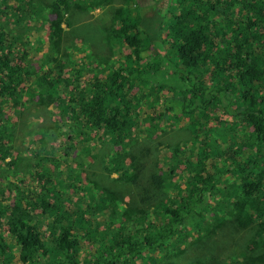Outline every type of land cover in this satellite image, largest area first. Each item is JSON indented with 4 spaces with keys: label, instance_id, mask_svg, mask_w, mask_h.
<instances>
[{
    "label": "trees",
    "instance_id": "obj_1",
    "mask_svg": "<svg viewBox=\"0 0 264 264\" xmlns=\"http://www.w3.org/2000/svg\"><path fill=\"white\" fill-rule=\"evenodd\" d=\"M160 1L169 14L156 9ZM2 4L8 2L0 0ZM137 5V0H22L13 6V12H19L16 22L23 29L27 28L26 20L53 15L40 45H44L49 63L61 68L64 64L59 61L67 58L59 53L60 42L64 33H70V29L65 32L60 27L61 20L72 17L75 10L106 7L104 14L110 22L103 26L102 45L113 39L120 41L118 35L122 36L125 45L119 49L122 46L130 51L120 57L126 66H115L118 50L94 54L81 41L88 61L105 62L100 73L107 75L103 80L101 76L94 79L91 92L70 95L63 109L71 119V131L95 142L82 152L95 148L105 152L101 156L108 165L107 177L117 173L120 181L129 183L146 176L140 202L150 218L143 223L138 218L142 209L122 203L115 194H108L107 187L103 189L106 193L88 188L71 166L60 168L65 158H58V149L48 150L49 141L45 142L50 139L53 143L63 134L58 124L49 120L46 125H29L38 129L39 137L29 139L22 148L28 158L16 139L7 141L15 129L6 120L12 118L7 110L13 103L12 110L24 124L29 123L28 115L36 121L42 103L47 104L45 115L51 114L49 118L57 121L48 100L58 94L56 83L61 92L66 91L59 75L54 80L45 77L48 87L39 100L34 95L20 96L25 91L20 87L12 104L0 103V159L10 158L0 165V264H243L236 256L229 261L208 257L228 250L226 241L215 250L213 236L224 232L230 244L237 245L234 240L239 231L245 236L249 231H263L253 216L256 213L264 219V0H150L148 6L155 7L144 14ZM111 23H119L114 33ZM163 24L168 25L170 48L161 58L151 45L158 40L165 42L160 39ZM5 26L1 24L0 56L9 47L12 33H17ZM135 86L137 93L147 89V93L171 94L164 112L154 119H142L148 123L144 127L139 126L138 114L133 112L137 103L131 104L138 95L130 99L126 95L127 89ZM210 103L220 104L229 119L218 117L217 127L222 129L216 131L206 116L205 123L196 129L192 120L196 111L209 112ZM169 111L174 112L175 121L179 116L189 117L187 125L171 130L160 126V121L170 119ZM86 130H93L96 137ZM161 136L176 142L168 145L170 156L165 154L160 162L156 154ZM141 141L142 147H138ZM189 142L193 144L190 148L185 146ZM209 142L222 144V148L210 149ZM117 145L120 150L108 156L107 151L112 152ZM63 149L66 155L73 146ZM210 158L221 165L207 163ZM19 162L22 166L17 168ZM182 163L188 173V194L179 198L182 192L174 181V194L179 198L174 202L163 193V173L172 174L156 172H160L159 166L178 169ZM29 178L36 182L26 194L23 185ZM100 213L105 218L102 222L95 218ZM158 218L161 223L157 225ZM83 247L88 250L81 256ZM200 247L206 252L202 259L194 256L196 251L203 252ZM157 253H161L159 259L154 256ZM243 261L264 264V254L245 253Z\"/></svg>",
    "mask_w": 264,
    "mask_h": 264
},
{
    "label": "rangeland",
    "instance_id": "obj_2",
    "mask_svg": "<svg viewBox=\"0 0 264 264\" xmlns=\"http://www.w3.org/2000/svg\"><path fill=\"white\" fill-rule=\"evenodd\" d=\"M8 2L7 4H2L0 6V29L1 24L6 25L3 27L4 29H16L17 33H12V36L10 37V42L8 43L9 47L6 48H12L17 50L19 53L24 55L28 62L35 64V72L31 74V77H28L22 73L21 70H24L26 67L25 63L22 64L17 59H13V63L7 64V70L9 71L10 77H11V83H8L3 86L1 93H0V103L2 105L4 104H12L14 101L15 94L17 93L18 89L20 87H25V91L21 93V95H34L36 99H40V96L42 92L45 90L46 87H48L47 83L44 81V78L47 76L53 78L54 74H60L61 75V81H63V85H66L69 89V92H61L59 85L56 83V88L58 91V94L53 95V99L48 100L49 109H52L54 120L57 119L56 122L52 121L49 116L51 114H46L47 107L46 103L39 104L41 108V112L39 113V117L36 119V121L33 120V117L28 115L26 116L24 113L23 116L28 117L29 123L24 124L18 120V114L14 113L12 108L15 107V104L8 106L9 110H7L8 114H12V118L6 119L10 123L14 124L15 129L14 133L7 141L16 139L17 144L21 146L20 149L25 148L28 145L29 139H37L39 137L38 129L32 128L29 125H37L36 123L42 125L49 124V120L52 124L57 126L59 125L60 128L63 129V134H61L59 137L56 136L55 141L52 143L50 139H45V142H48V150L56 147L58 149V158L64 157L65 159L60 164V168L65 169V166H71L73 171H75L81 183L84 185H87L88 188L96 191L101 192L103 189H106L108 191V194H115L119 200L122 203H127L130 206L137 207V209H142L141 215H139V220L145 223L150 218V213H146L145 209L143 207V204L140 202V196H141V189L140 187L145 182H148V179L146 176L139 177L134 182L129 183H123L118 179V174L114 173L112 175H109L107 177V173L105 172L108 167L106 163V159L103 158L101 155L105 152L98 151V148L92 149L89 152H82L84 147H91L95 146V142L89 141L87 139H81L79 136L75 135L71 129H72V123L71 119L69 118V115L64 112L63 107L66 105L62 100H67V98L70 95H77L80 93H88L91 92L95 86L92 82H94L95 78H98L101 76L100 70L104 69V63L102 64L96 62L91 63L88 61L86 57V51L82 49L81 47V41H83L87 49L92 51L94 54L100 53V52H106V51H112V50H118L115 54V66L125 67L126 62L123 58H120L121 56H124L126 54H129L130 51L128 49H125L120 45H123L124 43L120 42L121 37L118 35V38L120 41H116L115 39L111 40L107 45H102V38L104 37L103 34V26L105 25V22H110V19L108 16H106L104 13L106 12V7H100V9H94L90 10L89 13L87 11L83 12L81 10H75L72 17L70 19H67L64 17V19L61 20L62 27L65 29V32L69 31V27H67L68 24L72 26V31H70L69 34L64 33L62 35V41L60 42L59 46V53L61 54L62 58H67V60H60V64H64L61 68H55L50 65L47 57L43 54V51L45 49L44 45H40L42 41L44 40L46 31H48V21L53 18V15L50 13H46L45 17H34L32 19L26 20L25 23L27 24V28H18L20 24H17L16 17L18 15V11L16 10L13 12V6L15 7L19 1L22 0H4ZM139 4L141 6H137L138 11L141 14H144L145 11H147L151 6L150 0H138ZM131 4V3H130ZM158 5V4H157ZM156 9L159 11H163L165 14H169V10L164 9V5L159 4L158 7L156 6ZM70 26V27H71ZM165 28V29H164ZM164 30L161 31V36L164 39L165 42L163 43L162 40H158L155 44H152L151 46L154 47L153 52L164 54L166 50L169 48V40L170 38H167L166 33L168 30V25L163 24ZM113 33L114 30L112 29ZM115 36V35H114ZM27 40V42H26ZM30 41V42H29ZM111 44V45H110ZM125 45V44H124ZM161 45L162 47H160ZM126 47V46H125ZM159 48V49H158ZM96 61H99L98 58ZM50 65V66H49ZM108 69V68H107ZM14 70H17L19 74L14 72ZM105 76L107 75V72H104ZM10 84V85H9ZM138 92L137 86H135L133 89L128 88L126 91V95L129 96L128 99L134 98L135 95H138V98L132 99L131 104L136 105L134 109V113L138 114V119L140 121L139 126H147L148 123H143L142 119L151 116L152 119L159 116L160 113L164 112L165 106L168 104V101L170 99L171 94L167 93L166 91H162L161 93L154 92V93H147L148 90L145 89L144 92ZM137 93V94H136ZM214 95H219L217 92H212ZM62 99V100H61ZM31 107L34 108L35 104H30ZM210 116L212 118L211 125L213 127L217 128L219 118L218 117H224L225 119H229L228 116H226L223 112V109L220 107V104L215 103L212 105L210 103ZM43 113V115H42ZM174 112L169 111L167 114L170 117V119L163 120L162 122L158 119L159 125L163 127H168V130L174 129L175 127H184L186 125V119L179 116L178 122H176L172 118V114ZM2 116V115H1ZM0 116V117H1ZM2 118V117H1ZM5 119V118H4ZM229 122V121H227ZM56 123V124H55ZM228 126V123L226 124ZM223 126V125H222ZM29 131L31 133L29 134ZM86 132L90 133L93 137H96L95 132L93 130H86ZM251 132V130H249ZM49 133H53V130L50 129ZM61 133V132H60ZM174 138H166L165 136H161L159 138V142L162 143V145L159 148V151L157 152L156 156L159 160L161 157H163L165 154L166 156H170V149L168 145H172L175 140ZM168 140V141H167ZM167 141L166 148H165V142ZM219 143V141H218ZM195 144V143H194ZM37 146H39L36 143ZM65 145H71L73 146V150L70 153H67L64 155V146ZM193 145V144H192ZM147 147L152 148L150 143L146 144ZM186 147H192L191 143H187L185 145ZM5 147V145H4ZM41 147V146H39ZM138 147H142V141L139 142ZM209 148H215V150H220L222 148V144H215L213 142H209ZM193 149H197L194 148ZM120 150L119 145L115 146L113 148L112 152L107 151L108 156L110 154H114L115 151L118 152ZM22 151L25 153V150L22 149ZM249 153V152H248ZM185 155H189L186 154ZM25 156L28 158V155ZM220 157V155H218ZM31 158H33L31 154ZM215 163L217 160L215 158L211 159ZM10 161L9 157L4 158L3 160L0 159V165H3ZM161 162V160H159ZM55 163H57V160H54ZM26 163V161L24 162ZM213 163V164H214ZM219 166L221 165L219 162H216ZM215 163V164H216ZM217 165V166H218ZM17 168H20L22 166L21 162L15 164ZM49 169L52 168L50 164L47 165ZM161 167V168H160ZM177 167V166H176ZM167 169L166 166H159L158 170L160 172H156L161 174L162 170L169 171L172 175L169 177L165 173V185L163 187V193L165 196L169 199L178 200L181 196H184V194H188V188L185 184V178L187 176V172L184 169V164H180L178 166V169ZM65 176V174H62V178ZM115 178V181L113 180ZM32 178L26 179L25 183L23 185V188L26 189V194H28L32 187L34 182L32 181ZM77 185L78 184V179ZM177 182L178 187H175L176 189L181 190V194L179 195V198L175 196L176 189L174 188L173 182ZM95 182L98 184L95 185ZM104 192V191H103ZM87 194L86 191H81V194ZM106 193V192H104ZM15 196L14 194H11ZM68 195H71L68 193ZM9 196V194L7 195ZM23 196V195H20ZM25 197V196H24ZM123 206H120L119 209H121ZM152 213V212H151ZM102 213L97 214L95 218L97 220H100L101 222L105 219L101 216ZM103 215V214H102ZM92 216V215H90ZM89 215L87 217L90 218ZM153 217V215H152ZM255 219H257V222L260 223L262 218L257 217V214L255 213L253 216ZM161 218H158L155 220V224H160ZM263 231H249V233L245 236V234H242V231H239L238 234H236V238L234 240V244H230V240H227V236L224 235V232H217L215 236H213V240L211 242L216 243L214 246L215 250H218L222 247L223 243L225 242L226 248H228L227 251H220L216 252L215 255L213 254H207L208 257L215 256L216 260L218 261H229L230 258L236 256L238 262H242L243 264H247L243 261V256L245 253H252L253 256H256L258 254H264V228H261ZM242 234V235H241ZM238 236V237H237ZM246 239V241L243 243V241ZM83 238L81 243L83 242ZM84 244L82 246H84ZM201 248V247H200ZM87 247H83L80 250V255L84 256L87 252ZM203 251V249L201 248ZM204 252V251H203ZM200 252L196 251L194 253V256L196 255L197 258L202 259L204 254L206 252ZM156 259H159L161 256V253H157L154 255ZM187 261V260H184ZM190 261V260H188ZM139 263V262H138ZM261 264V263H258Z\"/></svg>",
    "mask_w": 264,
    "mask_h": 264
},
{
    "label": "clouds",
    "instance_id": "obj_3",
    "mask_svg": "<svg viewBox=\"0 0 264 264\" xmlns=\"http://www.w3.org/2000/svg\"><path fill=\"white\" fill-rule=\"evenodd\" d=\"M137 2H139L138 0H137ZM163 2L162 1H160V4H162ZM164 5V4H163ZM137 6H141V4H139V5H137ZM148 6V5H147ZM133 7H134V5H133ZM164 7H165V5H164ZM94 9H100V7H92L91 9H89L87 12L89 13V11L90 10H94ZM134 12H137V11H132V13H134ZM65 18H67V16L65 17ZM69 19H70V17H69ZM62 22L60 23V27H62ZM119 25V23L117 24V25H114V24H112L111 23V29H113V30H115V28L117 27ZM49 26V25H48ZM71 25L70 24H68L67 25V27H69L68 29H70V31H72V26L70 27ZM63 28V27H62ZM64 29V28H63ZM165 29V28H164ZM164 29H161V31L162 30H164ZM65 30V29H64ZM160 36H161V33H160ZM156 38V37H155ZM121 40H122V37H121ZM121 42V41H120ZM122 46H124V44L122 45ZM124 48V47H123ZM169 48H170V46H169ZM169 48L166 50V52L164 53V54H160L159 52H158V54L160 55V57L162 58L167 52H169ZM14 51V52H13ZM130 54V53H129ZM133 58V57H132ZM13 59H17V60H19L20 62H22V64H24L25 63V65H26V67L24 68V70H21L22 71V73L24 74V75H26V76H28V77H31V74H33V72H35V64H33V66H32V63H30V62H28V64H27V60H26V57L24 56V55H22L21 53H19L17 50H15V49H12V48H9V49H7V48H5V50H4V52H3V54L0 56V89L4 86V85H6V84H8V83H10L11 82V77H10V74H9V71L7 70V64L8 63H13ZM63 60H65V59H63ZM67 60V59H66ZM169 61H171V60H169ZM60 62V61H59ZM51 65V64H50ZM49 65V66H50ZM52 67H55V68H58L59 69V67H57V66H54V65H52ZM14 72H16L17 74H19L18 72H17V70H14ZM57 75H59V80L58 81H61V75L60 74H54L53 75V78H51V77H48L47 76V79H50V80H54L55 78H56V76ZM57 81V82H58ZM54 83H56V82H54ZM64 88H65V91H67V92H69V89H68V87L67 86H65L64 85ZM33 95V94H32ZM77 95H79V94H77ZM20 96H22V95H20ZM78 99H79V96H78ZM62 102H64L66 105H68L67 104V101H65V100H62ZM7 105V104H6ZM9 105V104H8ZM211 149H215V148H211ZM217 151V150H216ZM207 163H214L213 162V160H211V158L208 160V161H206ZM33 181V180H32ZM245 212V211H244ZM236 217H238L239 215H235ZM240 217V216H239ZM261 226H263L264 227V219L262 218V220H261V222L259 223ZM224 235L225 236H227L228 237V235L226 234V233H224Z\"/></svg>",
    "mask_w": 264,
    "mask_h": 264
},
{
    "label": "bare ground",
    "instance_id": "obj_4",
    "mask_svg": "<svg viewBox=\"0 0 264 264\" xmlns=\"http://www.w3.org/2000/svg\"><path fill=\"white\" fill-rule=\"evenodd\" d=\"M146 63H144L143 65H145ZM105 78V74H103L102 76H101V78H100V80H103ZM227 85V84H226ZM235 85H237V83L235 84ZM133 88V87H132ZM131 89V88H130ZM136 96V95H135ZM206 116H207V122H212V118H211V116H210V112H205V111H202V110H200V109H198L197 111H196V113H195V117H194V119H192L193 120V122L194 123H196V125H195V128L196 129H198L199 128V125L198 124H202V123H205V118H206ZM186 119V125H187V123H188V119H190L189 117H187V118H185ZM178 120L179 119H177V121L176 122H178ZM214 129L216 130V131H218L217 129H222L220 126L219 127H214ZM250 129V128H249ZM201 137V136H200ZM191 142V141H190ZM191 145H192V143H191Z\"/></svg>",
    "mask_w": 264,
    "mask_h": 264
}]
</instances>
